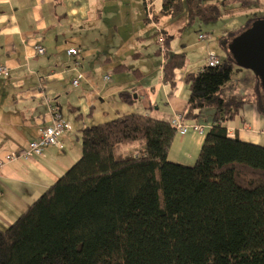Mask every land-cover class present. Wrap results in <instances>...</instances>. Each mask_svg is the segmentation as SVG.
<instances>
[{
  "label": "trees",
  "instance_id": "trees-1",
  "mask_svg": "<svg viewBox=\"0 0 264 264\" xmlns=\"http://www.w3.org/2000/svg\"><path fill=\"white\" fill-rule=\"evenodd\" d=\"M185 3L191 22L221 16L216 4ZM162 8L178 17L184 0H162ZM262 18L220 38L227 58L219 66L185 76L184 124L216 110L194 166L169 160L172 121L133 113L87 127L82 157L0 228V264H264V147L229 136L227 124L249 100L221 95L235 65L229 44ZM163 37L158 55L172 93L187 56L169 54ZM255 94L264 114L260 79ZM135 144L137 152L126 150Z\"/></svg>",
  "mask_w": 264,
  "mask_h": 264
},
{
  "label": "crops",
  "instance_id": "crops-1",
  "mask_svg": "<svg viewBox=\"0 0 264 264\" xmlns=\"http://www.w3.org/2000/svg\"><path fill=\"white\" fill-rule=\"evenodd\" d=\"M227 25L232 30L242 24ZM191 27L187 9L174 17L163 10L162 0H0V67L8 69L7 75L0 74V160L29 150L52 123L45 96L72 125L60 146L0 166L1 229L13 225L82 157L81 137L87 127L133 113L168 122L184 114L190 97L185 76L207 65L209 51L220 60L227 58L209 43L207 34L204 41L200 31L192 36ZM161 34L168 40L169 54L187 56L186 67L176 72L172 93L163 80L164 55H158ZM200 44L204 53L196 56ZM37 46L46 53L38 54ZM74 48L78 57L68 53ZM80 74L83 78L75 87ZM256 84L251 78L248 93L227 84L221 95L249 100L227 124L229 136L264 147V114ZM215 114L214 108L202 111L197 123L207 127L205 134L190 130L176 135L171 162L196 164Z\"/></svg>",
  "mask_w": 264,
  "mask_h": 264
},
{
  "label": "rangeland",
  "instance_id": "rangeland-1",
  "mask_svg": "<svg viewBox=\"0 0 264 264\" xmlns=\"http://www.w3.org/2000/svg\"><path fill=\"white\" fill-rule=\"evenodd\" d=\"M205 4L208 2H214L219 6L221 10V16L215 22L211 23H202L198 19L194 22H190L193 26L191 27V35L196 36L200 31L201 34H207L210 39L209 43H213L214 47L217 46L218 53L223 56V49L220 47V36H222L223 32L228 29V23L231 21H238L242 25L238 28L227 30L235 31L242 27L244 24L248 22L250 19L261 18L264 15V0H202ZM184 8L187 9V3L184 0ZM184 13H181V15ZM195 40V38H194ZM193 40V41H194ZM202 44L195 46L196 56H200L204 53L202 50ZM201 48V49H200ZM204 49V48H203ZM207 52V51H206ZM210 51L208 52V54ZM193 54H191L192 57ZM260 79L258 75L250 68L249 66L243 65L241 62L235 60L234 71L232 75L231 81L228 83L233 91L239 93H248L250 89L251 78ZM262 80V79H261ZM198 133V132H197ZM178 134V132H177ZM139 146V144H135L134 147ZM133 148V147H130ZM133 150H130L131 152Z\"/></svg>",
  "mask_w": 264,
  "mask_h": 264
},
{
  "label": "built area",
  "instance_id": "built-area-1",
  "mask_svg": "<svg viewBox=\"0 0 264 264\" xmlns=\"http://www.w3.org/2000/svg\"><path fill=\"white\" fill-rule=\"evenodd\" d=\"M201 41H204L207 39V36L202 34L199 36ZM160 44L163 46L162 51L165 50L164 48V37L161 36L159 38ZM36 52L38 54H45L46 50L42 46L36 47ZM69 55L71 56H79V50L74 48L68 51ZM220 58L215 52H210L207 57V65L210 67H217L220 65ZM78 64V63H77ZM0 74L7 75L8 69L5 66L0 67ZM83 78V74H80L74 81L73 85L75 87H78L80 85V82ZM108 79V78H107ZM45 101L50 107V111L53 114V120L52 123L48 126H46L41 133V136L39 140H35L30 143L29 150L26 152H21L18 154H8L5 159L0 160V166H3L7 162L19 159V158H28L30 154H37L42 155L44 150L49 146H60L61 141L60 138L67 132L71 131L72 125L71 123L66 120L62 113L55 109V105L50 100L48 96H45ZM172 125L176 128L179 135L184 136L189 133L190 130H194L200 134H205L207 131V127L204 125H201L199 123L194 124L192 126L184 124L183 121V115H177L172 120Z\"/></svg>",
  "mask_w": 264,
  "mask_h": 264
},
{
  "label": "water",
  "instance_id": "water-1",
  "mask_svg": "<svg viewBox=\"0 0 264 264\" xmlns=\"http://www.w3.org/2000/svg\"><path fill=\"white\" fill-rule=\"evenodd\" d=\"M229 50L234 60L249 66L260 77L264 90V18L252 23L247 30L233 39Z\"/></svg>",
  "mask_w": 264,
  "mask_h": 264
}]
</instances>
